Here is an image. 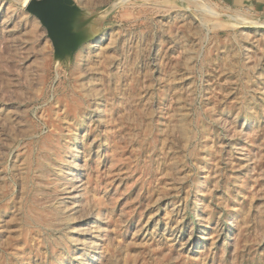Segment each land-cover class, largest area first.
I'll return each instance as SVG.
<instances>
[{"label":"rangeland","instance_id":"rangeland-1","mask_svg":"<svg viewBox=\"0 0 264 264\" xmlns=\"http://www.w3.org/2000/svg\"><path fill=\"white\" fill-rule=\"evenodd\" d=\"M24 1L0 264H264V0H69L50 29Z\"/></svg>","mask_w":264,"mask_h":264},{"label":"water","instance_id":"water-1","mask_svg":"<svg viewBox=\"0 0 264 264\" xmlns=\"http://www.w3.org/2000/svg\"><path fill=\"white\" fill-rule=\"evenodd\" d=\"M25 8L48 29L60 25L71 9L69 0H31Z\"/></svg>","mask_w":264,"mask_h":264},{"label":"bare ground","instance_id":"bare-ground-1","mask_svg":"<svg viewBox=\"0 0 264 264\" xmlns=\"http://www.w3.org/2000/svg\"><path fill=\"white\" fill-rule=\"evenodd\" d=\"M29 1H30V0H25L24 3H23V5L26 6V5L28 4ZM24 6H23V7H24ZM241 22L244 23V21H241ZM249 23H250V22H248V24H249ZM184 133H185V132H184Z\"/></svg>","mask_w":264,"mask_h":264}]
</instances>
